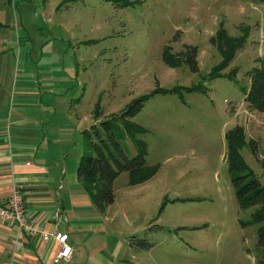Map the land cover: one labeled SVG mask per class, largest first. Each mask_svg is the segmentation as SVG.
Listing matches in <instances>:
<instances>
[{"label":"rangeland","instance_id":"rangeland-1","mask_svg":"<svg viewBox=\"0 0 264 264\" xmlns=\"http://www.w3.org/2000/svg\"><path fill=\"white\" fill-rule=\"evenodd\" d=\"M128 1L0 0V20L7 23L0 25V39L11 67L27 60L63 65L67 81H76L78 71L83 125L98 105L100 119L113 117L116 141L128 157L137 143L116 115L134 98L166 90L129 117L145 129L136 138L145 142V162L157 164V172L131 185L122 171L113 182L117 210L134 217L129 233L151 244L135 247L131 264H264L257 233L264 221L240 223L256 206L238 203L233 178L246 170L230 172L224 139L226 131L243 126L246 143L239 152L264 186V113L249 110L244 100L250 71L264 58V1ZM220 26L243 41L213 75L224 58L211 41ZM186 44L197 47V70L163 61L166 46L175 54ZM191 86L199 88L188 91ZM88 141L85 150L96 155Z\"/></svg>","mask_w":264,"mask_h":264},{"label":"crops","instance_id":"crops-1","mask_svg":"<svg viewBox=\"0 0 264 264\" xmlns=\"http://www.w3.org/2000/svg\"><path fill=\"white\" fill-rule=\"evenodd\" d=\"M0 25L5 28L7 23L0 20ZM1 40L0 201L13 183H22L27 218L42 230L67 232L73 255L71 261L54 262L57 241L0 221V264L134 263L128 230L134 217L117 210L116 199L100 212L78 180L83 130L99 121L90 114L91 122L83 125L77 111L84 90L78 71L76 81H67L63 65L45 66L24 58L26 63L11 67Z\"/></svg>","mask_w":264,"mask_h":264},{"label":"trees","instance_id":"trees-1","mask_svg":"<svg viewBox=\"0 0 264 264\" xmlns=\"http://www.w3.org/2000/svg\"><path fill=\"white\" fill-rule=\"evenodd\" d=\"M112 1L120 5H129L128 0H106ZM264 1V0H259ZM213 44L222 52L223 60L214 67L212 74L220 75L221 69L231 59L234 50L239 46L243 38H234L227 34L222 26L211 37ZM170 46L164 48L162 59L169 66H175L179 62H186L191 70H197V47L186 44L184 49L178 53H172ZM198 86L186 87L188 91L198 89ZM175 90L176 89H172ZM165 89L157 87L147 94H143L130 101L116 117H121L124 120L125 130L129 136L135 139L137 143V153L131 157L126 156L116 141L115 133L112 130L114 126L110 121L113 119H100L102 112L99 111L98 105L93 113L94 120H99L91 124L89 129L83 130L85 139L86 136L89 144L94 149L93 155L86 150L80 156L77 163V176L83 189L91 196L93 204L100 212H104L109 204L115 200V192L113 190V182L120 172L128 173V184L134 185L142 183L151 178L158 170L157 164L149 165L145 162L147 154L146 144L143 140L136 138L137 133L145 129L130 121L129 117L137 113L143 106L144 101L152 94L157 92H165ZM244 100L249 110H255L264 113V58L261 60L258 67H254L250 71V84L245 93ZM108 137L112 143L114 150L109 148V143L103 136ZM94 132V135L90 131ZM225 159L227 161L230 172L244 171L246 173L233 178L236 197L241 208L256 206L248 220H241L240 223L244 226L247 223H259L264 221V186L260 184L256 175L250 170L239 152V148L246 143L245 131L243 126L235 125L225 132ZM249 144L251 150L256 153V141L250 139ZM107 151V152H106ZM191 199V198H187ZM181 200H185L182 198ZM162 209V206H161ZM259 244L264 249V225L257 229ZM131 246L139 248H149L150 243L144 237L129 236Z\"/></svg>","mask_w":264,"mask_h":264},{"label":"built area","instance_id":"built-area-1","mask_svg":"<svg viewBox=\"0 0 264 264\" xmlns=\"http://www.w3.org/2000/svg\"><path fill=\"white\" fill-rule=\"evenodd\" d=\"M24 186L22 183H13L10 192L3 201H0V221L8 227H17L27 234H34L40 231L43 239H54L58 242L59 248L54 256V262L71 261L73 247L69 243L67 232L56 230H42L40 226L27 218L25 213V201L23 196ZM58 209L54 212V217L58 218Z\"/></svg>","mask_w":264,"mask_h":264}]
</instances>
